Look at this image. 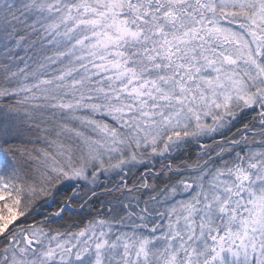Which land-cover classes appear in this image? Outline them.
Returning <instances> with one entry per match:
<instances>
[{
  "label": "snow or ice",
  "instance_id": "1",
  "mask_svg": "<svg viewBox=\"0 0 264 264\" xmlns=\"http://www.w3.org/2000/svg\"><path fill=\"white\" fill-rule=\"evenodd\" d=\"M0 264H264V0H0Z\"/></svg>",
  "mask_w": 264,
  "mask_h": 264
}]
</instances>
